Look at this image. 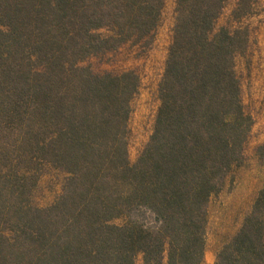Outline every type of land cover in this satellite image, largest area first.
Masks as SVG:
<instances>
[{
  "label": "trees",
  "instance_id": "16d2710c",
  "mask_svg": "<svg viewBox=\"0 0 264 264\" xmlns=\"http://www.w3.org/2000/svg\"><path fill=\"white\" fill-rule=\"evenodd\" d=\"M228 1L176 0L152 133L131 164L139 78L82 63L149 45L164 0H0V264H202L209 202L252 127L235 60L258 0H235L218 27ZM51 174L60 192L40 207ZM213 264H264V182Z\"/></svg>",
  "mask_w": 264,
  "mask_h": 264
},
{
  "label": "rangeland",
  "instance_id": "374dc122",
  "mask_svg": "<svg viewBox=\"0 0 264 264\" xmlns=\"http://www.w3.org/2000/svg\"><path fill=\"white\" fill-rule=\"evenodd\" d=\"M176 0H164L161 21L149 45L126 43L115 51L92 56L82 66L96 74H120L133 71L139 78V89L132 103L129 119L128 158L135 163L148 142L158 107V84L163 75L167 51L172 38ZM235 0L226 2L218 27L229 25ZM241 25L249 31L245 55L236 57L235 68L241 86L244 111L252 127L244 147V160L233 175L232 183L215 197L208 207L206 244L202 264H213L217 251L241 227L264 182V161L257 148L264 143V0H258L252 15ZM61 176L51 174L42 179L36 204L49 205L60 192ZM135 264H142L141 258Z\"/></svg>",
  "mask_w": 264,
  "mask_h": 264
}]
</instances>
